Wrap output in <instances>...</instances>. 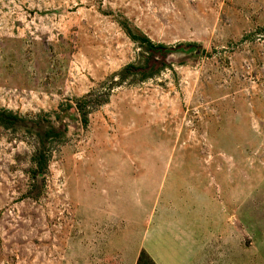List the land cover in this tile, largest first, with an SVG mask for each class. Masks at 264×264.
<instances>
[{
    "label": "rangeland",
    "instance_id": "obj_1",
    "mask_svg": "<svg viewBox=\"0 0 264 264\" xmlns=\"http://www.w3.org/2000/svg\"><path fill=\"white\" fill-rule=\"evenodd\" d=\"M0 264H264V0H0Z\"/></svg>",
    "mask_w": 264,
    "mask_h": 264
},
{
    "label": "trees",
    "instance_id": "obj_2",
    "mask_svg": "<svg viewBox=\"0 0 264 264\" xmlns=\"http://www.w3.org/2000/svg\"><path fill=\"white\" fill-rule=\"evenodd\" d=\"M146 42H147V44H148V48H152L153 46H154V44H152L150 41H149V39L148 38H146ZM147 47V46H146ZM128 68V67H127ZM132 68H134V66H129V69H132ZM139 68H141V66H139ZM127 72V70L125 69V71H123V73H126ZM153 71H151V70H149V71H147V73H142L143 74V79L145 80V79H148V78H151L152 77V75H153V73H152ZM123 78H125V76L123 77ZM85 116V115H84ZM83 116V122L86 124L87 123V119H86V117H84Z\"/></svg>",
    "mask_w": 264,
    "mask_h": 264
}]
</instances>
